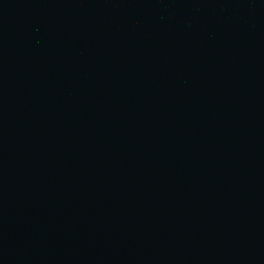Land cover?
Returning a JSON list of instances; mask_svg holds the SVG:
<instances>
[{
  "label": "water",
  "instance_id": "95a60500",
  "mask_svg": "<svg viewBox=\"0 0 264 264\" xmlns=\"http://www.w3.org/2000/svg\"><path fill=\"white\" fill-rule=\"evenodd\" d=\"M0 264H264V0H0Z\"/></svg>",
  "mask_w": 264,
  "mask_h": 264
}]
</instances>
